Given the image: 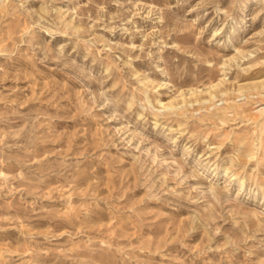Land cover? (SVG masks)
I'll list each match as a JSON object with an SVG mask.
<instances>
[{"label":"rangeland","instance_id":"1","mask_svg":"<svg viewBox=\"0 0 264 264\" xmlns=\"http://www.w3.org/2000/svg\"><path fill=\"white\" fill-rule=\"evenodd\" d=\"M0 264H264V0H0Z\"/></svg>","mask_w":264,"mask_h":264}]
</instances>
